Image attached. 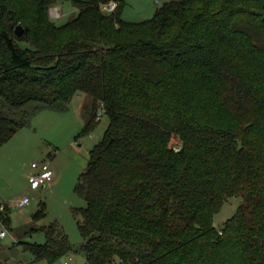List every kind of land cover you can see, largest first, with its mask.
Here are the masks:
<instances>
[{"label":"trees","instance_id":"obj_1","mask_svg":"<svg viewBox=\"0 0 264 264\" xmlns=\"http://www.w3.org/2000/svg\"><path fill=\"white\" fill-rule=\"evenodd\" d=\"M63 1L0 0V147L30 105L87 93L80 136L104 106L76 186L87 263L264 264V0H169L142 21L123 18L125 0L111 13L110 0H68L77 15L57 24ZM10 214L0 223L18 233ZM41 230L44 243L22 242L34 262L78 251L57 222Z\"/></svg>","mask_w":264,"mask_h":264},{"label":"rangeland","instance_id":"obj_2","mask_svg":"<svg viewBox=\"0 0 264 264\" xmlns=\"http://www.w3.org/2000/svg\"><path fill=\"white\" fill-rule=\"evenodd\" d=\"M141 1L125 5V16L138 21L149 19L164 2L162 0L157 4L156 0H148L149 6L141 8ZM77 12L68 0L50 8V16L57 24L69 22ZM91 102L87 93L79 92L64 106H44L35 111L30 105L26 107L27 116L21 117L25 119V125L0 147V205L8 204L12 227L20 231L12 232L0 223V230H7V236H0V260H6L8 264H47L45 260L34 262L31 252L24 249L22 242L44 243L46 234L41 227L57 222L78 251L52 264H88L86 253L82 250L84 239L78 226L82 216L74 212L86 207L87 202L77 193L76 186L88 164L91 149L103 138L109 124L105 114L91 134L80 136L88 120ZM172 143L177 146L180 142L174 138ZM33 162H49L54 172L52 180L36 190L29 187V175L36 170L32 167ZM25 195L29 196L30 203L24 207L17 206V201ZM42 202L46 214L35 219ZM240 203L241 197L228 198L214 216L216 227L221 228L234 215ZM114 264L124 263L116 257Z\"/></svg>","mask_w":264,"mask_h":264},{"label":"built area","instance_id":"obj_3","mask_svg":"<svg viewBox=\"0 0 264 264\" xmlns=\"http://www.w3.org/2000/svg\"><path fill=\"white\" fill-rule=\"evenodd\" d=\"M120 0H110L109 2L103 4L102 9L105 12L111 13L114 12L119 6ZM106 111L103 105L97 111V118L101 119L105 115ZM33 168L36 170L29 175V187L33 190L39 189L41 187L46 186L53 178V169L49 162L44 163H33ZM30 203V198L28 195H25L21 199H19L16 203L19 207H24ZM7 203H3L0 205V209L3 210L7 206ZM0 236H7V230L2 229L0 231ZM64 264H68L65 262Z\"/></svg>","mask_w":264,"mask_h":264},{"label":"crops","instance_id":"obj_4","mask_svg":"<svg viewBox=\"0 0 264 264\" xmlns=\"http://www.w3.org/2000/svg\"><path fill=\"white\" fill-rule=\"evenodd\" d=\"M135 1L136 0H127V2H126V0H125V5H128V4H135ZM160 1H162V0H156V3L157 4H160L161 2ZM167 1H169V0H164V2L163 3H165V2H167ZM143 2V3H142ZM148 2H150V1H148V0H143V1H141V8H144V7H148L149 6V4H148ZM162 5V4H161ZM161 5H159V7L161 6ZM140 8V9H141ZM158 8V7H157ZM126 12H127V10H124V13H123V18L125 19V20H128V21H138V20H132V18H131V16H128V17H130V18H128L127 16H125V14H126ZM133 19H135V18H133ZM142 21V20H141ZM34 163V162H33ZM32 163V164H33ZM33 167V166H32ZM33 173V172H32ZM1 231V230H0Z\"/></svg>","mask_w":264,"mask_h":264},{"label":"water","instance_id":"obj_5","mask_svg":"<svg viewBox=\"0 0 264 264\" xmlns=\"http://www.w3.org/2000/svg\"><path fill=\"white\" fill-rule=\"evenodd\" d=\"M9 29H10V30L13 29V25H12V24L9 25ZM15 32H16L18 35L22 34V32H23V27H22L21 25L17 26V27L15 28Z\"/></svg>","mask_w":264,"mask_h":264}]
</instances>
